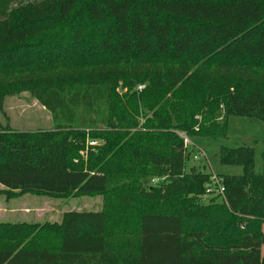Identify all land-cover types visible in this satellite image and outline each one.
Returning <instances> with one entry per match:
<instances>
[{
	"label": "trees",
	"instance_id": "1",
	"mask_svg": "<svg viewBox=\"0 0 264 264\" xmlns=\"http://www.w3.org/2000/svg\"><path fill=\"white\" fill-rule=\"evenodd\" d=\"M159 60L264 68V0H45L0 21V75L35 70L0 81V109L20 86L55 125L0 128V192L104 198L60 223L0 224L14 238L0 264H264L255 146L219 148L221 164L243 173L218 175L224 193H209L212 174L185 169L180 136L222 137L232 115L264 121V78L141 68ZM61 62L132 65L39 76ZM86 137L105 142L86 147Z\"/></svg>",
	"mask_w": 264,
	"mask_h": 264
},
{
	"label": "rangeland",
	"instance_id": "2",
	"mask_svg": "<svg viewBox=\"0 0 264 264\" xmlns=\"http://www.w3.org/2000/svg\"><path fill=\"white\" fill-rule=\"evenodd\" d=\"M45 0H0V21L9 17L11 12L19 6L29 3H39ZM224 63V62H195V61H149L141 68L149 70L158 69L163 73L167 70L178 71L184 69L191 73L209 74L212 76L227 75L233 77L240 72L255 78H264V68H257L250 64ZM130 62H102L100 64H89L88 62H66L56 65L37 67L39 76H54L69 73H79L87 71H98L108 68L131 69ZM244 65V66H243ZM35 70L11 71L0 75V81L7 82L19 80L20 78L35 77ZM38 76V75H36ZM144 87L146 85L141 84ZM143 87V88H144ZM138 88V87H137ZM122 87L118 88V91ZM139 90V89H138ZM127 89H123V92ZM141 91V90H139ZM121 92V93H123ZM217 111L220 121H223L222 112ZM149 111H143L140 122L143 121ZM226 134L222 137L190 136L191 144L187 147L186 166L188 171L191 167H196L210 174H242L240 166H227L220 162L219 148L222 145L235 147L241 144H252L256 151V171L262 173L264 163L262 153L264 150V121L250 119L243 116H228L226 118ZM9 127L16 131H49L54 129L51 113L42 106L32 95L30 90L17 86L13 91H9L3 99V108L0 109V128ZM105 141L101 138L91 139L86 137L85 145H101ZM87 150V149H86ZM80 155L87 159L88 154L83 150ZM113 187V185H112ZM4 188L0 185V190ZM103 197V196H102ZM101 196H66L55 197L50 195L25 194L20 197L8 198L5 193L0 192V224H22L45 222H55L61 220L64 212L70 210L96 211L100 204ZM104 199V198H103ZM208 200L205 196L204 201ZM28 205V206H26ZM26 207V208H25ZM9 208V209H8ZM12 208H16L11 210ZM84 208V209H83ZM94 208V209H92ZM27 209V210H24ZM11 210V211H8ZM22 213H18V212ZM26 211V213H25ZM12 215V218H10ZM18 218L17 222H11ZM12 219V220H11ZM264 230V227L262 228ZM14 238L0 232V247L13 241ZM29 240L27 238L25 241ZM262 252L264 253V243Z\"/></svg>",
	"mask_w": 264,
	"mask_h": 264
},
{
	"label": "built area",
	"instance_id": "3",
	"mask_svg": "<svg viewBox=\"0 0 264 264\" xmlns=\"http://www.w3.org/2000/svg\"><path fill=\"white\" fill-rule=\"evenodd\" d=\"M143 85H139L138 89L142 90L143 89ZM180 136L183 138V142L184 145L187 149V147L191 144L190 141V137L187 136L185 133H180ZM160 181L159 178H154L152 180L153 183H158ZM207 191L209 193H213V192H217L219 194H223L224 193V187H223V183H222V178L220 176H218V174H212L211 177V184L208 186Z\"/></svg>",
	"mask_w": 264,
	"mask_h": 264
},
{
	"label": "crops",
	"instance_id": "4",
	"mask_svg": "<svg viewBox=\"0 0 264 264\" xmlns=\"http://www.w3.org/2000/svg\"><path fill=\"white\" fill-rule=\"evenodd\" d=\"M25 195V194H24ZM21 196H23V195H21ZM96 196H98V195H96ZM99 196H101L102 197V195H99ZM20 197V196H19ZM13 198H15V197H13ZM11 199V198H10ZM100 204H103V197H102V199L100 200ZM26 206H28V205H26ZM26 208V207H25ZM9 209V208H8ZM14 209H16V208H12L11 210H14ZM84 209V208H83ZM92 209H94V208H92ZM102 209V207H98L97 209H96V211H99V210H101ZM11 210H8V211H11ZM24 210H27V209H24ZM77 211H83V210H77ZM18 213H22V212H18ZM25 213H26V211H25ZM65 213V212H64ZM63 213V214H64ZM62 217H63V215H62ZM62 217H61V220H62ZM10 218H12V215H11V217ZM12 220V219H11ZM61 220H59V221H55V222H58V223H60L61 222ZM18 221V218H16V219H14V220H12L11 222H17Z\"/></svg>",
	"mask_w": 264,
	"mask_h": 264
},
{
	"label": "water",
	"instance_id": "5",
	"mask_svg": "<svg viewBox=\"0 0 264 264\" xmlns=\"http://www.w3.org/2000/svg\"><path fill=\"white\" fill-rule=\"evenodd\" d=\"M120 91L123 92V88Z\"/></svg>",
	"mask_w": 264,
	"mask_h": 264
}]
</instances>
